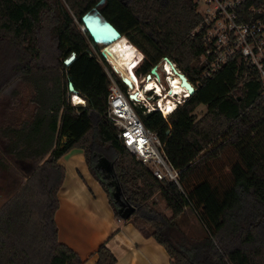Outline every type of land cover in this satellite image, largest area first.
Returning <instances> with one entry per match:
<instances>
[{
    "label": "trees",
    "instance_id": "1",
    "mask_svg": "<svg viewBox=\"0 0 264 264\" xmlns=\"http://www.w3.org/2000/svg\"><path fill=\"white\" fill-rule=\"evenodd\" d=\"M262 2L249 0L244 9ZM102 3L101 18L145 56L138 78L167 57L196 85L168 118L158 110L137 111L144 126L158 135L177 182L159 181L123 146L119 130L106 119L110 79L101 57L91 53L95 43L81 29L82 19ZM200 24L195 0H0V94L28 85L36 108L28 124L4 132L6 151L21 162L31 154L38 185L45 173L53 182L51 190L41 192L46 203H28L25 186L3 204L0 264H83L73 249L59 243L55 221L66 174L59 162L75 148L85 152L116 217L125 219L128 206L136 207L133 223L150 229L170 264H264L262 83L253 68L237 61L202 78L206 67H192L205 50L202 35H193ZM72 53L76 59L66 66ZM72 94L87 107H73ZM201 105L206 112L198 116L195 110ZM105 169L103 178L99 171ZM188 208L206 232L200 241L179 230L177 220ZM97 255L96 264L117 262L105 245Z\"/></svg>",
    "mask_w": 264,
    "mask_h": 264
},
{
    "label": "rangeland",
    "instance_id": "2",
    "mask_svg": "<svg viewBox=\"0 0 264 264\" xmlns=\"http://www.w3.org/2000/svg\"><path fill=\"white\" fill-rule=\"evenodd\" d=\"M104 6V3L100 4L92 13V16L98 18L101 22L105 21L101 18L99 11ZM131 35L141 42L136 32H131ZM126 38L129 41L127 48ZM126 38H120L117 42L113 43L109 50L112 48L111 52H116V54L125 57L133 73H135V77L141 81L147 75L143 78H138L136 71L144 59V54L128 37ZM131 44L134 47L130 50ZM102 47L103 44L90 45L91 53L99 55L100 48ZM50 59L51 57L47 56L46 64L51 63ZM162 62L161 60L157 63L159 66V69H157L166 91L169 85L166 82L167 80L164 79L165 73L162 71ZM102 64L106 70L108 69V71L115 73L106 61L103 60ZM195 65L193 63L192 67L194 68ZM115 75L121 79L119 74ZM120 87L125 92L124 85L121 84ZM146 95L148 98H151L149 100L154 104L156 99L154 92H149ZM32 96L33 89L24 84H18L16 87L7 90L4 94H0V194L3 195L0 210L3 208V204L10 203L18 192L25 189V186L29 191L27 198L31 195L28 198V203L37 204L47 202L45 193L42 195L41 192L43 190L44 192H48L53 187V182L49 181L50 175L47 173L42 175L44 178H42V181H39L42 184L38 185L37 179L32 176L33 170L36 169L34 167H37V163L34 162L35 160L24 161L21 167L24 171L20 172L18 170L20 164L14 156L15 153L10 155L6 151V147L9 145V138L5 137L4 132L10 129H20L22 125H26L31 121L35 113L36 108L32 103ZM185 101L186 99L183 100V103L179 104L178 108L184 105ZM142 107L146 109V113L152 110L144 102L136 103L134 106L136 112L141 110ZM177 109H171L172 112L167 117L171 116ZM205 112L206 107L203 105L195 110V114L198 116L203 115ZM75 150L76 148L73 151ZM59 164L65 169L66 173L65 180L61 186L63 190L61 191L60 189V193L58 192L59 209L55 217L59 243L73 249L80 256L83 264H96L98 260L97 252L102 245L109 248L117 259V262L119 261V264L171 263L168 253L155 241L150 229L143 224L140 225L144 229L142 231V237H144L142 241H140L139 236L136 234V236H129L127 241H117V239L114 240L115 238L111 240L103 239L105 227L108 228L112 225L115 227V212L111 209L108 195L87 165L85 152L82 150L81 153L80 149L79 152L68 154L60 160ZM106 171L108 170L99 171L104 176L103 178L107 175ZM156 199L158 201V197ZM134 208L136 209V207ZM134 219L133 216L128 222V220L117 217L118 223L120 225L124 224L122 228L130 225L133 226ZM177 224L180 228L179 230L189 240L200 241L206 235L198 215L192 212L190 208L186 209L185 214L177 220Z\"/></svg>",
    "mask_w": 264,
    "mask_h": 264
},
{
    "label": "built area",
    "instance_id": "3",
    "mask_svg": "<svg viewBox=\"0 0 264 264\" xmlns=\"http://www.w3.org/2000/svg\"><path fill=\"white\" fill-rule=\"evenodd\" d=\"M248 2L249 0H195L201 24L193 35L201 34L205 47L196 66L206 67L201 77L207 79L231 61L242 63L258 73L264 95V3L252 4L244 9ZM257 15L261 17L255 18ZM173 65L176 66L175 63ZM106 73L110 79L106 113L108 123L119 130L123 146L138 161L149 166L159 181L169 178L177 182L178 173L172 171L165 161L158 135L147 129L137 114L134 108L137 102L130 98V90L127 88L123 92L108 69ZM152 78L158 79L154 75ZM167 78L164 74V79ZM75 97L83 99L77 94L71 95L69 102L73 107L78 110L87 107L84 99L82 105H76L73 100ZM155 110L160 111L158 107H153L148 112Z\"/></svg>",
    "mask_w": 264,
    "mask_h": 264
},
{
    "label": "bare ground",
    "instance_id": "4",
    "mask_svg": "<svg viewBox=\"0 0 264 264\" xmlns=\"http://www.w3.org/2000/svg\"><path fill=\"white\" fill-rule=\"evenodd\" d=\"M94 33L98 37V39H100L99 42H102L104 37L106 38V36L110 34V31L98 30V32ZM118 40L114 41L113 43L117 42ZM113 43L110 45V47L113 45ZM111 51L112 48L106 51V57L108 61L113 65L116 73L119 74L120 77L129 79L132 82L133 87L130 89V95H136L138 99L137 103L144 102L148 107H158L159 110L163 112L164 116L167 117L168 114L172 112L171 109H177L179 104L183 103V100L190 97V94L187 92V90L181 87V81L178 75H175L173 73V65H171L170 63L166 61L162 62V71L165 73V75H167L168 78L166 82L169 85V88L165 91L161 75L158 72L159 67L157 69V72L159 74L158 79L151 78L147 80L145 77V79L140 81L135 77L133 70L131 69L125 57H122L121 55L116 54V52L114 53ZM174 67L177 69L176 66ZM148 92H154L156 97L154 104L149 100L151 98L147 97L146 94ZM75 103L76 105H82L84 101L79 97H75Z\"/></svg>",
    "mask_w": 264,
    "mask_h": 264
},
{
    "label": "water",
    "instance_id": "5",
    "mask_svg": "<svg viewBox=\"0 0 264 264\" xmlns=\"http://www.w3.org/2000/svg\"><path fill=\"white\" fill-rule=\"evenodd\" d=\"M82 23L83 25L81 26L82 31L87 32L89 34V36L91 37V39L93 40V42L95 44H103V47L100 48V52H99V56L101 57L102 60L106 61L108 63V66H111L112 70L116 73L113 65L108 61L107 57H106V51H108L110 45L118 40L121 37L120 32L117 30V28L112 25L109 22H101L98 18H95L92 16V14L86 15L83 19H82ZM98 30H102V31H110V34L108 36H106V38L104 37V39L102 40V42H99L100 39H98V37L95 35L94 32H98ZM76 59V54L74 55L73 59L69 62H65L66 66H69L70 64H72ZM164 61L170 63L171 65H173L172 61L169 58H164ZM157 65L150 71L149 74H147L146 79L149 80L152 78V75L156 76L157 78H159V74L157 72ZM172 71L175 75H178L180 81H181V87L186 89L187 92L190 95H193L196 91L195 86L189 81V79L186 77V75L182 72H180L179 70H177L174 65L172 66ZM122 82L126 85V87L130 90L133 87L132 82L129 79L126 78H122L121 77ZM69 89L70 92L73 93L74 92V86L72 83L69 84ZM130 98L132 100H134L135 102H137V97L136 95H130ZM71 98V95H70ZM158 98V97H157ZM136 209L133 206H128V211L126 213V215L124 216V218L126 220H129L131 217H133L134 213H135Z\"/></svg>",
    "mask_w": 264,
    "mask_h": 264
},
{
    "label": "crops",
    "instance_id": "6",
    "mask_svg": "<svg viewBox=\"0 0 264 264\" xmlns=\"http://www.w3.org/2000/svg\"><path fill=\"white\" fill-rule=\"evenodd\" d=\"M73 95V94H72ZM70 96V95H69ZM69 100H70V97H69ZM74 101H75V98H74ZM74 150V149H73ZM71 151V152H69L68 154H74L75 152H79L80 151V149H78V148H76V150L75 151ZM17 153V152H16ZM81 153H82V150H81ZM67 154V155H68ZM65 157V156H64ZM20 159H22V158H20ZM25 162H27V161H29V160H32V155L30 154V155H28V156H26L25 158ZM17 160V159H16ZM18 161V160H17ZM18 163L20 164V167L18 168V170L20 171V172H23L24 170L21 168L22 167V165L24 164V162H21V161H18ZM26 180H27V178H26ZM63 189L61 188V191H62ZM60 193V192H59ZM3 195L2 194H0V203L3 201ZM112 209V208H111ZM113 211V210H112ZM114 221H115V227H113V225L111 226V227H108V228H106L105 227V229L103 230V233L105 234V235H103V239H112V238H115L114 240H116L117 239V241H127V238L129 237V236H139V238H140V241H142L143 239H144V237H142V231L144 230L141 226H138V225H136L135 223H133V226H125V227H123L122 228V226H124V224L123 225H120V223H118V221H117V217L114 215ZM132 218V217H131ZM130 218V219H131ZM129 219V220H130ZM129 220H128V222H129ZM126 224V223H125ZM136 234V235H135ZM118 238H120V239H118ZM113 240V241H114ZM114 246L116 247V245L114 244ZM116 264H119V261L116 263Z\"/></svg>",
    "mask_w": 264,
    "mask_h": 264
},
{
    "label": "flooded vegetation",
    "instance_id": "7",
    "mask_svg": "<svg viewBox=\"0 0 264 264\" xmlns=\"http://www.w3.org/2000/svg\"><path fill=\"white\" fill-rule=\"evenodd\" d=\"M144 57H145V56H144ZM161 60H162V61H164V58H162ZM161 60H160V61H161ZM176 66H177V65H176ZM157 67H159V66L157 65ZM177 68L179 69V67H178V66H177ZM179 70H180V69H179ZM180 71H181V70H180Z\"/></svg>",
    "mask_w": 264,
    "mask_h": 264
}]
</instances>
